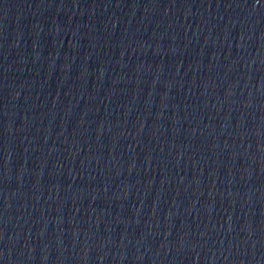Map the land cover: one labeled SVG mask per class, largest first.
Here are the masks:
<instances>
[{
    "label": "water",
    "instance_id": "1",
    "mask_svg": "<svg viewBox=\"0 0 264 264\" xmlns=\"http://www.w3.org/2000/svg\"><path fill=\"white\" fill-rule=\"evenodd\" d=\"M0 264H264V0H0Z\"/></svg>",
    "mask_w": 264,
    "mask_h": 264
}]
</instances>
